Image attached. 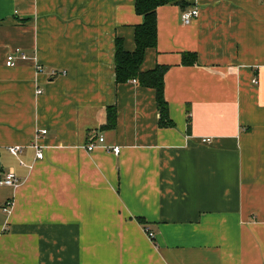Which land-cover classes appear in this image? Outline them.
<instances>
[{"label": "crops", "instance_id": "crops-1", "mask_svg": "<svg viewBox=\"0 0 264 264\" xmlns=\"http://www.w3.org/2000/svg\"><path fill=\"white\" fill-rule=\"evenodd\" d=\"M135 1L0 0V180H20L0 184V264H264V0L158 7L141 70L168 66L174 127L154 88L116 81Z\"/></svg>", "mask_w": 264, "mask_h": 264}, {"label": "trees", "instance_id": "trees-1", "mask_svg": "<svg viewBox=\"0 0 264 264\" xmlns=\"http://www.w3.org/2000/svg\"><path fill=\"white\" fill-rule=\"evenodd\" d=\"M184 0H136L135 10L142 15L144 20L135 26V49H126L124 40L116 38L115 50V75L118 83L136 79L144 87L156 90V102L159 112L158 125L160 127H174L175 122L170 116L169 104L165 97L164 76L168 66L157 64L153 69L142 71L141 65L149 48H156L158 41L157 9L165 4H183ZM183 62L195 64L197 56L195 53H183ZM116 108L108 109V122L103 127L112 128L116 125ZM0 162V172H1ZM144 222L143 219H140ZM145 224V223H143Z\"/></svg>", "mask_w": 264, "mask_h": 264}, {"label": "built area", "instance_id": "built-area-1", "mask_svg": "<svg viewBox=\"0 0 264 264\" xmlns=\"http://www.w3.org/2000/svg\"><path fill=\"white\" fill-rule=\"evenodd\" d=\"M199 16V10L197 8L194 9H190V10H186L182 13V20L184 23L189 24L191 23L194 18ZM26 55L22 54V58H25ZM16 52H12L7 56V65L11 66L15 64L16 61ZM38 69H42L41 65H37ZM56 71H53V74H56ZM63 73H65V71H63ZM134 81H137L136 79H134ZM254 82H257V80L255 79ZM38 93H42L41 89L37 90ZM43 133H46L47 130L44 129L42 130ZM99 142L100 144L106 148L107 150H113L116 154H119L121 151V147L120 146H113V145H109L106 143L105 137L103 135L99 136ZM36 148V154L38 158H43L44 157V151H43V146H41L40 144H38L37 142L33 145ZM97 147L96 143H90L88 145H86V148L88 150H93L94 148ZM9 150L12 154L14 155H19L22 150H23V146L21 145H14V146H10ZM0 184L2 185H9V186H13V187H18L20 185V180L17 176V174L14 171H9L5 177L3 179L0 180ZM12 207V201H8L5 203L4 205V210L5 211H9L10 208ZM144 229L146 230V232L148 233V235L150 237H154V232H152L151 230H149V228L147 226H144Z\"/></svg>", "mask_w": 264, "mask_h": 264}]
</instances>
